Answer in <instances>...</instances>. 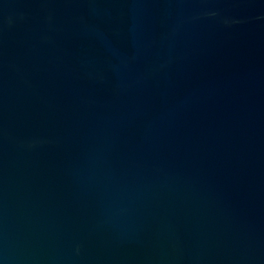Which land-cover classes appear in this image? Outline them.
<instances>
[{
    "label": "water",
    "instance_id": "1",
    "mask_svg": "<svg viewBox=\"0 0 264 264\" xmlns=\"http://www.w3.org/2000/svg\"><path fill=\"white\" fill-rule=\"evenodd\" d=\"M0 264H264V0H0Z\"/></svg>",
    "mask_w": 264,
    "mask_h": 264
}]
</instances>
